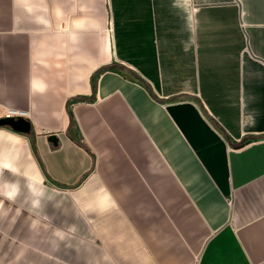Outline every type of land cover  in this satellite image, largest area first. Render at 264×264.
Here are the masks:
<instances>
[{"label": "crops", "instance_id": "obj_1", "mask_svg": "<svg viewBox=\"0 0 264 264\" xmlns=\"http://www.w3.org/2000/svg\"><path fill=\"white\" fill-rule=\"evenodd\" d=\"M0 107V264H264V0H0Z\"/></svg>", "mask_w": 264, "mask_h": 264}, {"label": "water", "instance_id": "obj_2", "mask_svg": "<svg viewBox=\"0 0 264 264\" xmlns=\"http://www.w3.org/2000/svg\"><path fill=\"white\" fill-rule=\"evenodd\" d=\"M0 125H9L16 130L24 131V132H28L31 129L30 121L23 116L1 117L0 118ZM52 138L54 139V137H52Z\"/></svg>", "mask_w": 264, "mask_h": 264}, {"label": "built area", "instance_id": "obj_3", "mask_svg": "<svg viewBox=\"0 0 264 264\" xmlns=\"http://www.w3.org/2000/svg\"><path fill=\"white\" fill-rule=\"evenodd\" d=\"M22 111H16L14 109H4L0 107V118L1 117H18V116H23Z\"/></svg>", "mask_w": 264, "mask_h": 264}]
</instances>
